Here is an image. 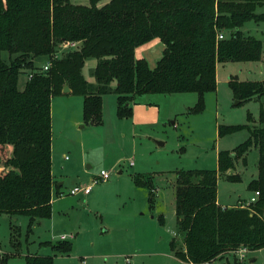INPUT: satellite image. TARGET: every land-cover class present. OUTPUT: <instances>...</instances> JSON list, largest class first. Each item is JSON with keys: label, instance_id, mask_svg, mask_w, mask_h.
I'll use <instances>...</instances> for the list:
<instances>
[{"label": "trees", "instance_id": "obj_1", "mask_svg": "<svg viewBox=\"0 0 264 264\" xmlns=\"http://www.w3.org/2000/svg\"><path fill=\"white\" fill-rule=\"evenodd\" d=\"M258 6L264 0H0V213L27 216V234L51 216V98L65 85L82 97V118L89 125L102 124V96L108 93L116 95L119 118H130L133 104L153 94L194 92L197 102L188 111H201L203 95L216 88L218 63L261 59V41L240 29L247 20H264V13L255 12ZM155 37L165 48L150 69L134 51ZM62 44L69 48L58 57ZM37 58L49 62L46 71L36 66ZM87 58L96 61L93 84L82 74ZM24 69L32 76L19 88ZM228 83L238 103L260 100L259 117L247 127L243 143L218 154L217 169L176 172L175 235L182 245L173 237L170 249L184 264H219L240 248H264V78ZM238 129L225 127L219 134ZM251 147L258 151V174L248 189L259 195L248 206L222 208L216 199L218 175L240 180L226 171L238 159L245 161ZM18 236V227L10 224L12 251L0 248V264L18 254ZM40 244L54 255L72 249L68 240ZM24 264H53V257L27 253Z\"/></svg>", "mask_w": 264, "mask_h": 264}, {"label": "rangeland", "instance_id": "obj_2", "mask_svg": "<svg viewBox=\"0 0 264 264\" xmlns=\"http://www.w3.org/2000/svg\"><path fill=\"white\" fill-rule=\"evenodd\" d=\"M255 12L264 13V6L256 7ZM240 29L261 41V59L218 63L216 88L203 95L201 111H188L197 102L194 92L148 95L158 103L162 120L152 128L134 129L129 120L117 116L114 93H108L102 124L95 126L82 118L81 96L70 92L53 96L51 167L57 179L63 181L65 194L59 197L54 193L51 216L34 223L29 234L27 216L0 213L1 252L12 251L10 224L18 227L21 242L18 254L9 256L5 264H24L27 253L52 256L53 264H77L80 259L84 264H184L170 249L173 237L182 245L180 236L175 235L176 172L217 169L218 154L233 151L243 143L249 137L247 127L257 124L259 117L260 100L253 97L235 104L228 82L231 78L251 82L264 78V20H247ZM222 32L226 35L228 31ZM68 48L58 45V57ZM2 58L7 60L5 52ZM45 62L37 58L35 64L42 67ZM93 68L94 59L87 58L82 74L92 84ZM28 72L24 69L19 75V88L24 86ZM147 116L141 113L142 122ZM225 127L240 129L219 134V129ZM257 160L258 151L251 147L245 161L238 159L234 168L226 171L239 174L240 180L218 175L219 204L240 206L243 202L238 204L239 199L250 198L248 184L257 178ZM100 170L108 171L110 176L93 184L88 194L66 193L76 184L91 183ZM61 235L72 244L68 254L54 255L49 246L40 244L55 243ZM224 262L264 264V248L247 251L241 258L228 254L219 264Z\"/></svg>", "mask_w": 264, "mask_h": 264}, {"label": "crops", "instance_id": "obj_3", "mask_svg": "<svg viewBox=\"0 0 264 264\" xmlns=\"http://www.w3.org/2000/svg\"><path fill=\"white\" fill-rule=\"evenodd\" d=\"M164 48H165V45L161 42V40L158 37H155L137 46L135 48L134 54L136 58L145 59L148 64V67L150 69H153L155 68L157 62L161 59ZM95 64H96V61L94 59V66ZM105 95L102 96V116H103V102H104ZM114 96H115L114 100L116 104V95L114 94ZM157 110H158V103L155 102L151 97H149L148 101H146V99H140L138 102H136L132 106V116L125 120H129L131 122V123L129 122L131 128H134V129L145 128V127L152 128L158 125L160 120H162V116L157 112ZM141 113L148 114L147 116L148 119L145 122H142L143 120H141ZM80 127H83V125H80ZM51 172H52L53 181H54V186L52 188V196H51V206H52L54 193L55 195L61 197V196H64L65 192L62 191V188H61L63 185V181L57 179L56 175L53 172L52 167H51ZM216 199H217V195H216ZM238 201H239L238 204H241L242 202H245L246 200L239 199ZM218 205L221 206L222 208L227 207L219 203ZM229 207H234V206H229Z\"/></svg>", "mask_w": 264, "mask_h": 264}, {"label": "built area", "instance_id": "obj_4", "mask_svg": "<svg viewBox=\"0 0 264 264\" xmlns=\"http://www.w3.org/2000/svg\"><path fill=\"white\" fill-rule=\"evenodd\" d=\"M218 38H223V34L220 33L218 34ZM70 46H74L73 43L70 44ZM49 67V62H45L42 67H41V71H46ZM32 76L31 73L27 74V79H30ZM110 176V173L106 170H100L99 174L92 179L91 183L89 184H76L74 186H72L69 190H68V194H71V195H74L76 193H83V194H88L91 190V187L93 184L97 183V182H100V181H106ZM61 195V194H60ZM259 195V192L258 191H254L252 192V195L250 196V198L248 200H246L245 202H243L241 204L242 207H245V206H248L250 205L251 203L255 202L257 197ZM60 239L59 240H65V236L64 235H61L59 237ZM247 252V249L246 248H240L238 249L237 251L233 252L234 256L237 257L239 256L240 258L245 255ZM77 264H84V260H79Z\"/></svg>", "mask_w": 264, "mask_h": 264}, {"label": "water", "instance_id": "obj_5", "mask_svg": "<svg viewBox=\"0 0 264 264\" xmlns=\"http://www.w3.org/2000/svg\"><path fill=\"white\" fill-rule=\"evenodd\" d=\"M70 91V89H69V87H68V85H65L64 87H63V89H62V92H69ZM235 104H238V101H235ZM161 144V143H160Z\"/></svg>", "mask_w": 264, "mask_h": 264}]
</instances>
